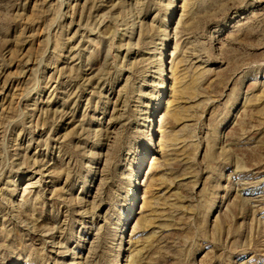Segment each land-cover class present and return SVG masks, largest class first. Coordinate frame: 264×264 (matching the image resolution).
I'll return each mask as SVG.
<instances>
[{
    "label": "rangeland",
    "instance_id": "rangeland-1",
    "mask_svg": "<svg viewBox=\"0 0 264 264\" xmlns=\"http://www.w3.org/2000/svg\"><path fill=\"white\" fill-rule=\"evenodd\" d=\"M0 264H264V0H0Z\"/></svg>",
    "mask_w": 264,
    "mask_h": 264
}]
</instances>
